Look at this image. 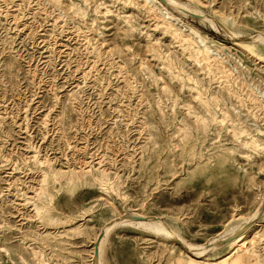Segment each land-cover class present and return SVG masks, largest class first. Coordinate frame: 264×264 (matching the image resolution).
<instances>
[{
	"label": "rangeland",
	"instance_id": "obj_1",
	"mask_svg": "<svg viewBox=\"0 0 264 264\" xmlns=\"http://www.w3.org/2000/svg\"><path fill=\"white\" fill-rule=\"evenodd\" d=\"M176 1L0 0V264H264V0Z\"/></svg>",
	"mask_w": 264,
	"mask_h": 264
},
{
	"label": "bare ground",
	"instance_id": "obj_2",
	"mask_svg": "<svg viewBox=\"0 0 264 264\" xmlns=\"http://www.w3.org/2000/svg\"><path fill=\"white\" fill-rule=\"evenodd\" d=\"M152 2H154L155 4H157V5H159L160 7H163V5H162V3H161V0H151ZM165 1V0H164ZM169 4H172L173 6L175 5V6H177L178 8H181V9H186V7H184V5H181V4H179L176 0H166ZM166 2V3H167ZM152 9V8H151ZM150 9V10H151ZM189 9V8H188ZM187 10V9H186ZM152 11V10H151ZM182 11V10H181ZM185 11V10H184ZM190 12H191V10H190ZM199 15V14H198ZM171 18V17H170ZM171 20V19H170ZM211 24H213L212 23V21H211ZM162 25H166L165 23H163ZM213 26H215V25H213ZM172 28H173V26L172 25H167L166 26V29L167 30H172ZM191 31L194 33V34H196L197 36L199 35V33L195 30V29H191ZM174 35V37L177 39V40H179V43H184V42H187L188 41V39L185 37V36H183L181 33H178L177 31H175L174 30V33H173ZM194 36V35H193ZM257 39V40H256ZM259 39V40H258ZM199 40V39H198ZM255 41H263L264 42V38L260 35V36H257L256 38H255ZM239 45V47L240 48H242L243 50H246V52H248L250 55H255V53L253 52V50L252 49H250V47H248L246 44H244V43H242V44H238ZM196 54V53H195ZM199 54H200V52H199ZM211 53H210V51L209 50H206V55L202 58V59H198L196 62H198V64H200L201 66H203L205 69H206V71H208V72H210V73H215V71L217 72V69H215L218 65H217V62L215 61V59L210 55ZM196 58V57H195ZM257 60H260V59H258L257 58ZM222 70V69H221ZM202 97H201V95L199 96V98L198 99H201ZM207 105H208V103H206ZM224 123V122H223ZM262 210V209H261ZM261 210H258L253 216H252V218H251V220H254L255 218H257V216H259V214H260V211ZM143 218H145V217H143ZM145 220V221H144ZM144 220H141V219H136V218H133V219H123V220H120V223H122V224H129V225H133V226H136V227H138V228H141V229H143V230H145V231H147V232H153V233H155L156 235H161V234H166V236H167V238H172V239H177V240H180V243L182 242L184 245H186L187 247H189V249L191 250V251H195L197 254H202V253H204L205 252V249L204 248H195V247H193L192 245H190V244H187L186 242H184L182 239H180V237H179V239H178V236L174 233H172V232H170V230L169 231H167L166 230V228L165 227H167L166 225H165V227H164V225H163V223L162 222H160V220H155V219H144ZM250 220V221H251ZM117 224V223H116ZM165 224V223H164ZM112 226L113 225H110V226H107L105 229H104V233H105V236H108V234L110 233V231H111V229H112ZM238 233V235L237 236H235V238L234 239H231V240H233V243H234V245H235V249H238V250H240V248L243 246L241 243L245 240V239H247L249 236V230H247V229H243V230H241V232L240 231H238V232H235V234H237ZM222 240H226V238H222V239H220V240H218V241H216L215 243H213V245H212V248L213 249H215V250H217V249H219L222 245H223V242L224 241H222ZM235 240V241H234ZM227 241V240H226ZM229 241V240H228ZM104 240L102 241V243H101V245H100V247L97 249V252L99 253V256H100V254H101V251H102V249H103V246H104ZM226 243V242H225ZM98 264H102V262H101V259H99V261H98Z\"/></svg>",
	"mask_w": 264,
	"mask_h": 264
}]
</instances>
